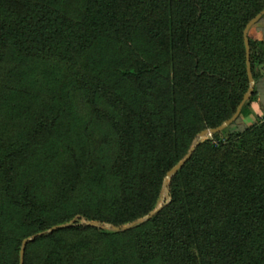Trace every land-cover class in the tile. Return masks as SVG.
Segmentation results:
<instances>
[{"label": "trees", "instance_id": "obj_1", "mask_svg": "<svg viewBox=\"0 0 264 264\" xmlns=\"http://www.w3.org/2000/svg\"><path fill=\"white\" fill-rule=\"evenodd\" d=\"M263 11L264 0H0V68L15 50L73 43L83 58L101 42L134 46L116 81L83 78L103 132L71 153L50 192L24 175L54 136L46 106L20 133L0 130V198L19 221L8 229L0 207V264H21L28 237L76 216L29 242L24 264H264V117L200 141L141 222L198 135L252 88L245 31ZM248 37L256 81L264 41ZM83 189L88 199L72 203Z\"/></svg>", "mask_w": 264, "mask_h": 264}, {"label": "rangeland", "instance_id": "obj_2", "mask_svg": "<svg viewBox=\"0 0 264 264\" xmlns=\"http://www.w3.org/2000/svg\"><path fill=\"white\" fill-rule=\"evenodd\" d=\"M54 45L38 55L11 51L0 68L2 133H20L43 106H46L50 120L55 122L52 140L46 143L42 153L33 160L31 169L24 173L34 180L43 193L51 191L55 174L68 161L71 153L84 144L95 141L103 132L93 112L94 107L101 104V100L93 98L83 78L94 81L109 78V81H116L120 70H124L130 60L132 49L129 47L134 49L131 42L117 39L113 42H101L92 55L82 58V50L73 43L69 46V52L66 48L61 49V46L53 49ZM241 126V121L235 122L217 134L221 138H227L231 133L241 131ZM215 134L209 133L203 137L198 135L194 144L198 140H212ZM87 197L88 193L83 189L72 203L88 199ZM167 199L165 186L159 206ZM0 207L4 208L7 228L17 231L19 221L16 212L5 205L1 198ZM75 221H81L80 216H76L69 224Z\"/></svg>", "mask_w": 264, "mask_h": 264}, {"label": "water", "instance_id": "obj_3", "mask_svg": "<svg viewBox=\"0 0 264 264\" xmlns=\"http://www.w3.org/2000/svg\"><path fill=\"white\" fill-rule=\"evenodd\" d=\"M264 15V11L258 15L253 21L250 22V24L248 25L246 31H245V38H246V45H247V61H248V72H249V77H250V80H251V85H252V88L250 89V91L246 94L245 98L243 99L242 103L240 104L237 112L234 114V116L225 121L222 125H220L219 127L215 128V129H207L203 132H201L199 134L200 137H203L209 133H217V132H220L226 128H228L230 125H232L241 115V112H242V109L244 107V105L246 104V102L249 100L250 96H251V93L253 92V89L255 88V80L253 78V74H252V68H251V61H250V41H249V37H248V31L249 29L255 24L257 23ZM200 143V140H198L194 146L192 147L190 153L188 154V156L181 162L179 163L174 169H172L169 173H168V178L166 179V191H167V194H168V189H167V186L169 184V180L170 178L180 169L182 168L185 163L188 161V159L191 157L192 153L194 152V150L196 149V146ZM170 200V198H169ZM162 209V205L158 207V209L156 211H154L151 215L145 217L144 219L141 220L142 221H145V220H148L150 219L153 215H155L157 212H159L160 210ZM91 225H95V226H100V225H103L101 223H98V222H91L89 223ZM70 224H64V225H59V226H56V227H53L52 229L48 230V231H45V232H42V233H39L38 235H44V234H47V233H51V232H54L58 229H61V228H65V227H68ZM135 225V224H133ZM133 225H128L125 227V229L133 226ZM38 235H34L32 237H29L27 238L24 243H23V247H22V262L21 264H24V258H25V251H26V246L29 242L33 241L34 239H36V237Z\"/></svg>", "mask_w": 264, "mask_h": 264}, {"label": "crops", "instance_id": "obj_4", "mask_svg": "<svg viewBox=\"0 0 264 264\" xmlns=\"http://www.w3.org/2000/svg\"><path fill=\"white\" fill-rule=\"evenodd\" d=\"M250 33L253 37L264 41V15L250 28ZM255 87L258 92V96L250 101V113L235 121L242 122L241 130L252 123L260 122L261 118L264 117V65L260 69L259 78L255 81ZM235 122L233 124H235Z\"/></svg>", "mask_w": 264, "mask_h": 264}]
</instances>
